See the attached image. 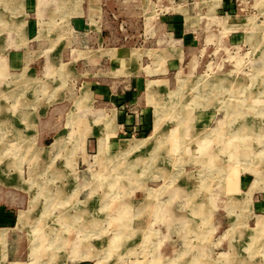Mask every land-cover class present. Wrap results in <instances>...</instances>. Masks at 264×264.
Returning a JSON list of instances; mask_svg holds the SVG:
<instances>
[{"label":"rangeland","instance_id":"rangeland-1","mask_svg":"<svg viewBox=\"0 0 264 264\" xmlns=\"http://www.w3.org/2000/svg\"><path fill=\"white\" fill-rule=\"evenodd\" d=\"M151 2L153 13L113 31L139 46L142 19L175 16L181 55L166 77L180 86L151 133L121 128L114 150L95 134L84 145L87 130L68 114L83 94L77 76L52 117L40 111L31 127L0 117L11 120H0L1 192L16 193L0 264H65L61 253L68 264H264V0ZM61 18L52 31L68 29ZM92 120L85 113L102 129Z\"/></svg>","mask_w":264,"mask_h":264},{"label":"crops","instance_id":"crops-1","mask_svg":"<svg viewBox=\"0 0 264 264\" xmlns=\"http://www.w3.org/2000/svg\"><path fill=\"white\" fill-rule=\"evenodd\" d=\"M0 3V117L17 114L20 122L30 127L34 125L31 117L36 118L40 111L52 117L61 100L67 99L64 97L67 79L82 77L83 94L74 101L75 107L68 114L81 121L82 133L87 130L84 145L95 134L99 143L103 138L114 150L125 139L116 137L121 128L149 129L151 133L156 109L169 105L172 98L176 100L172 92L180 85L171 89L166 77L173 58L181 55L176 46L177 32L172 28L175 16L162 15L155 21L152 16L142 19V30L147 32L139 46L125 45L122 37L113 34L122 24L131 26L140 20V15L153 13L151 0H0ZM62 15H67L68 29L52 31L50 24H60ZM160 20L165 22L163 33L159 31ZM183 40L185 45L193 43L189 34ZM165 93L167 99L163 103ZM91 102L97 105L92 106ZM87 112L93 116V124L103 119V130L94 132L91 124L84 121ZM0 120L11 122L6 117ZM55 135L41 147L51 145ZM27 153L37 152L29 149ZM5 184L16 187L17 182L8 178ZM7 191L1 192L0 187V231L3 230L8 245L6 260L10 249L6 232L14 229L9 226L14 216L12 210L4 207L16 200V193ZM254 193L251 206L255 209L260 205L257 203L260 197ZM60 255V263L64 260L68 264L67 257Z\"/></svg>","mask_w":264,"mask_h":264},{"label":"bare ground","instance_id":"bare-ground-1","mask_svg":"<svg viewBox=\"0 0 264 264\" xmlns=\"http://www.w3.org/2000/svg\"><path fill=\"white\" fill-rule=\"evenodd\" d=\"M253 34H254V33H253ZM263 47H264V46H263ZM163 107H164V106H163ZM166 108H168V107H166ZM165 112H166V111H165ZM182 115H183V114H182ZM157 116H158V115H157ZM159 117H160V116H159ZM159 117H158L157 119H155V122H156V120H157V124L155 123V126H156L157 128H159V127H158V126H159V123H158V122H159V121H158V120H159ZM161 122H162V121H161ZM161 124H162V123H161ZM154 128H155V127H154ZM215 129H216V128H215ZM215 129H214V130H215ZM212 130H213V129H212ZM241 132H242V131H241ZM183 134H184V133H183ZM181 135H182V134H181ZM216 135H217V134H216ZM216 135H215V136H216ZM212 137H213V136H212ZM150 138H151V137H150ZM148 139H149V138H148ZM182 139H183V138H182ZM100 140H101V139H100ZM144 140H147V139H144ZM144 140H143V141H144ZM56 141H58V139H55V141H54L52 147L54 146V144L56 143ZM101 141H102V140H101ZM140 142H141V141H140ZM142 144H143V142H142ZM140 145H141V144H140ZM157 145H158V144H157ZM133 149H134V148H133ZM163 152H164V151H163ZM165 154H166V153H165ZM166 155H167V154H166ZM115 158H116V157H115ZM210 158H211V157H210ZM215 158H216V157H215ZM206 159H207V157H206ZM208 160H209V158H208ZM208 160H207V161H208ZM213 160H215V159H213ZM111 161H112V160H111ZM204 163H205V162H204ZM55 235H56V234H55ZM43 261H44V260H43ZM191 262H192V261H191ZM192 263H193V262H192Z\"/></svg>","mask_w":264,"mask_h":264}]
</instances>
